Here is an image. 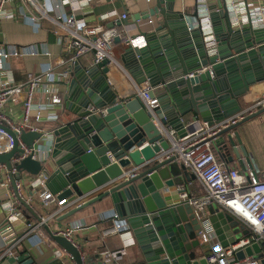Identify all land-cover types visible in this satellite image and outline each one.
Returning <instances> with one entry per match:
<instances>
[{"label": "water", "instance_id": "95a60500", "mask_svg": "<svg viewBox=\"0 0 264 264\" xmlns=\"http://www.w3.org/2000/svg\"><path fill=\"white\" fill-rule=\"evenodd\" d=\"M209 10L217 41L213 50L207 48L200 25L189 30L188 23L198 18L197 4L193 13H187L175 9L174 0H155L131 21H125L135 26L138 33L115 38L116 43L125 39L127 47L120 58L126 70L137 85L149 82L152 87L149 95L158 98L155 116L147 111L137 93L124 98L113 89L107 77L111 68L108 59L89 66L74 63L63 92L66 118L47 133L23 130L20 135L32 149L37 140H42L45 146L52 142L47 160L34 159L33 155L38 156L39 152L33 150L16 164L18 173L12 177V187L22 206L33 211L20 197L15 184L25 172L37 175L44 169L49 175L47 187L63 204L108 187L63 214L60 220L110 197L116 219L128 225L147 264H209L204 252L197 251L201 248L200 223L193 207L186 202L169 205L164 197L163 191L174 185L169 177L178 174L180 168L175 157L161 159L170 142L156 122L178 127L181 119L191 113V121L213 124L240 111L241 98L252 86L264 82V25L255 27L249 22L234 27L226 1L220 7L210 5ZM152 16L157 22L149 30L146 29L150 26H139L140 20ZM219 18L223 20V28L219 27ZM138 36H143L146 43L133 46L130 40ZM208 66L211 70L185 77ZM104 109L106 112L102 113ZM263 113L264 108L259 109L223 129L219 136L234 132L242 123ZM7 130L13 135L15 146L10 152L0 154V162L11 168L12 158L24 152L18 144L19 135ZM234 134L235 137L228 134L225 144L232 146L241 158L235 141L236 138L241 142V137L237 131ZM241 150L250 162L244 145ZM170 164L173 165L169 169L164 168ZM48 166L53 168L49 170ZM129 166L143 170L123 180L131 169ZM229 219L233 221V217ZM51 236L78 264H83L80 251L71 241L53 233ZM261 250L256 242L240 249L236 256L243 259ZM0 264L40 263L22 250L17 257L0 258Z\"/></svg>", "mask_w": 264, "mask_h": 264}, {"label": "built area", "instance_id": "2783aa9c", "mask_svg": "<svg viewBox=\"0 0 264 264\" xmlns=\"http://www.w3.org/2000/svg\"><path fill=\"white\" fill-rule=\"evenodd\" d=\"M79 1L82 5H88L90 0H0V20L18 19L35 30H39L43 22L48 20L54 25V32L60 39L62 51L70 54L69 58L62 57L56 64H46L40 73L29 75L27 81L17 82L14 77L12 61L15 58L26 56H50L49 48L45 44L0 43V154L10 152L15 146L14 137L7 128L19 135L18 144L24 152L22 155L12 158L11 168L6 163L0 162L1 184L6 188H11L8 201L2 204L9 213L10 220L17 218L21 206V202L15 196L12 188V177L18 173L16 164L29 156L33 150L39 152V155L34 154L33 158L40 161L47 160L52 151V142L45 146L42 140L35 142L34 149L29 148L20 138L22 131H42L33 122L42 119L43 111L64 105L63 92L60 87L70 81L73 65L78 61L79 56L93 53L94 64L105 59L109 60L108 65L110 67L118 64L115 53V38L122 36L118 24L106 28L90 24L75 13L69 14L63 11L57 15L58 17L52 14L55 9L63 5L70 4L73 7ZM146 1L147 3L152 2L151 0ZM196 1L198 18L188 23L189 30L200 25L207 48L213 50L217 41L210 16L209 0ZM225 1L234 27L249 22L255 27L264 25V6L260 2L262 0ZM108 17L109 14L104 15V18ZM154 17L140 20L139 26H152L155 24ZM121 18L127 19V13H123ZM130 43L133 46H142L146 42L143 36H138L130 40ZM58 68H63V70L57 71ZM208 68L211 70V66H208L190 72L185 77H194L197 73ZM137 89V94L142 98L147 111L155 116L154 108L159 105V102L157 97L149 95V91L152 89L151 85L149 82H144ZM22 95L23 115L19 122H15L9 117L6 107L14 98ZM38 95L43 96L41 100H36ZM261 108H264V93L248 107L242 108L233 115L213 124L207 121H190L187 123L181 119V125L174 127L164 126L156 122L162 135L170 142L169 149L161 159L175 157L184 169L192 172L203 187L204 192L202 194L191 195L185 187L178 186L181 191V200L193 207L195 217L200 223L199 238L201 243L211 246L210 252L204 255L209 264H264V172L248 164H245L244 168L228 167L218 160L214 151V142L223 129L239 123ZM105 112V109L102 110V113ZM49 118L56 119L57 116L54 115ZM197 122L199 123L196 124ZM44 132L47 133V131ZM231 134L235 137L234 133ZM139 169V166L130 169L123 176V180L135 177ZM25 175L28 179L26 184L22 175L15 181L21 198L33 207L36 202L34 194H38L42 207L46 209L53 206L59 207L52 214L40 217L38 222H27L24 234L2 250L0 258L19 256L18 252L22 240H27L33 246L44 241L52 247L56 259L63 261L64 264H78L73 255L55 239L45 238L46 234L43 227L48 220L63 214L73 206L78 207L83 204L85 201L82 200L85 197L63 204L47 187L49 175L44 169L37 175L29 173ZM212 202L220 204L235 219L248 227L251 233L229 246L220 243L216 239L215 227L207 212V206ZM112 216L116 218L117 215L113 213ZM96 226V224L86 226L84 223H73L64 228H58L52 233L64 236L71 241L80 251L83 264H95L89 263L87 253L75 240V233ZM124 228L126 229L125 222L120 221L111 229L105 230L104 235L117 233L125 235ZM128 235L130 236L129 233ZM132 241L134 242L133 239ZM256 242L262 247L260 253L251 256L246 255L243 259L236 256L240 249ZM126 253V247L117 251H104L101 253V264H121Z\"/></svg>", "mask_w": 264, "mask_h": 264}, {"label": "crops", "instance_id": "0c3cea01", "mask_svg": "<svg viewBox=\"0 0 264 264\" xmlns=\"http://www.w3.org/2000/svg\"><path fill=\"white\" fill-rule=\"evenodd\" d=\"M147 3L146 0H90L88 5H82L79 1L73 7L69 4L63 5L58 9H55L52 14L56 17L63 11L66 13H75L79 18L86 19L90 24L104 26L110 28L113 24H118L120 33L124 38L125 35H132L138 33L137 29L133 25H128L125 21H131L132 18L138 14L140 11L147 9L155 3V0ZM175 9L184 11L187 13H193L196 9V0H174ZM224 0H209L210 5L217 4L222 6ZM258 2V1H257ZM264 6V0L260 1ZM127 13V19H122L121 15ZM109 14L108 18H104V15ZM155 23L157 22L156 17ZM120 21L123 24L120 26ZM218 24L220 28H223V20L219 18ZM150 26V25H149ZM152 26L147 27L149 30ZM115 43V53L118 64L113 65L109 73L107 74L108 81L113 89L118 92L121 97H129L138 92L137 83L126 70L121 61V54L127 47L124 42ZM8 42L17 45H33V44H45L48 46L51 53L50 56L38 55V56H26L15 58L12 61L14 77L17 82H25L31 74H37L42 71L46 64H56L62 57L69 58L70 54L64 53L62 51L61 43L59 37L54 32V25L45 20L42 27L39 30H35L33 27L23 23L18 19H1L0 20V43ZM78 62L82 66H89L93 63V53H87L79 56ZM63 68H58L57 71H62ZM141 87V86H139ZM61 91L66 90L65 85H61ZM264 93V82L254 85L250 88L248 93L241 98V103L243 108L248 107L254 101H256ZM42 95H38L36 100H41ZM64 105L55 107L54 109L43 111V117L40 121L33 123L42 131H49L57 126V124L66 118V113ZM6 112L9 117L15 121L19 122L23 115V95L14 98L6 107ZM56 115V119H50V116ZM193 115L190 113L184 116L182 119L185 122H190ZM201 122V121H199ZM197 122L196 124H198ZM255 119H250L247 122L242 123L234 130L238 132L241 137V142L236 141V146L240 150L241 158L236 155L234 148L225 144L228 134L226 133L220 136L214 142V151L216 156L219 157L220 161L227 165L228 167L242 168V161L244 164L252 165L255 169L264 172V113H263V162H258L255 156H251L249 153L253 152L250 149L251 141L255 138L257 134L256 127H254ZM218 140V142H216ZM241 145H244L248 152V158L250 162L247 161V157L241 150ZM250 150V151H248ZM180 171L178 174L170 176L169 179L174 180V185L168 187L164 190V197L169 205L183 203L180 198V189L178 186H183L187 192L191 195L202 194L203 187L201 183L195 178L192 172L184 169L178 161ZM263 163V164H258ZM173 164L164 167L169 169ZM263 165V166H262ZM245 166V165H244ZM136 166H129L128 168H134ZM53 166H48L51 170ZM143 170L140 168L138 172ZM27 174V173H25ZM22 174V179L25 184L28 182L26 178L27 175ZM13 188V187H12ZM28 189V188H27ZM107 188H103L98 192L85 197L82 201H87L92 197L101 193ZM30 191V190H29ZM11 188H6L1 184L0 181V252L4 250L8 245L14 242L17 238L24 234L26 230L27 222H38L39 218L45 215L52 214L59 206H53L51 208H44L41 206L38 198V194H34L36 199L35 205L32 207L33 211L28 210L24 206H20L18 210V216L15 219L9 218V213L2 206L3 203L7 202L10 197ZM75 208L74 206L69 208V210ZM64 212L63 214H65ZM207 212L210 215L215 231L216 239L225 246H229L236 243L243 237L247 235L238 234L236 229L232 226L230 217H233L227 210H225L220 204L212 202L207 206ZM113 213H115L114 205L110 197H106L95 204L88 206L73 215L60 220L63 214H60L47 221L44 225V232L46 237H51L54 230L58 228L67 227L73 223H84L86 226L96 224L95 228H85L81 231L75 233V240L81 245L82 249L87 253L89 263L101 264V253L104 251H117L126 247L127 253L123 256L121 264H147L145 257L137 243L132 241V236L128 231V225L126 224V229L124 228L125 235L121 234H109L104 235V231L111 229L115 225L119 224V220L114 218ZM234 218V217H233ZM130 234V236L128 235ZM240 237L238 238V236ZM6 236V238H3ZM199 238V236H198ZM200 239V238H199ZM201 242V241H200ZM211 246L208 244L201 243V248L197 251H203L204 255L210 252ZM24 250L33 255V257L40 264H64L63 261L56 259L54 256V251L51 246L46 242H41L37 246L31 245L27 240H22L19 247L18 255ZM69 264V263H68Z\"/></svg>", "mask_w": 264, "mask_h": 264}, {"label": "rangeland", "instance_id": "374dc122", "mask_svg": "<svg viewBox=\"0 0 264 264\" xmlns=\"http://www.w3.org/2000/svg\"><path fill=\"white\" fill-rule=\"evenodd\" d=\"M254 119H255L254 127H256L257 134L255 135V138L251 141L250 149L253 152H250L249 154L253 157L255 156L258 162L260 161L263 162V114L255 117ZM258 164L261 165L263 163H258ZM231 222H233L232 226L236 229V232L238 234L242 233L245 236L251 233L249 228L246 227L243 223H241L237 219L233 218V221Z\"/></svg>", "mask_w": 264, "mask_h": 264}, {"label": "trees", "instance_id": "16d2710c", "mask_svg": "<svg viewBox=\"0 0 264 264\" xmlns=\"http://www.w3.org/2000/svg\"><path fill=\"white\" fill-rule=\"evenodd\" d=\"M218 160L220 161L219 157L217 156ZM221 162V161H220Z\"/></svg>", "mask_w": 264, "mask_h": 264}]
</instances>
